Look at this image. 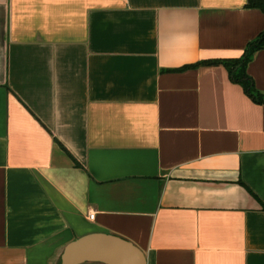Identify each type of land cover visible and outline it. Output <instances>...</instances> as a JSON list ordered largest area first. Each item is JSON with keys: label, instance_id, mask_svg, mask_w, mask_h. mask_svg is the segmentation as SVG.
Returning a JSON list of instances; mask_svg holds the SVG:
<instances>
[{"label": "crops", "instance_id": "obj_1", "mask_svg": "<svg viewBox=\"0 0 264 264\" xmlns=\"http://www.w3.org/2000/svg\"><path fill=\"white\" fill-rule=\"evenodd\" d=\"M248 3L0 0V264L91 233L147 264H264V105L184 68L244 54ZM247 74L264 94V49Z\"/></svg>", "mask_w": 264, "mask_h": 264}, {"label": "water", "instance_id": "obj_2", "mask_svg": "<svg viewBox=\"0 0 264 264\" xmlns=\"http://www.w3.org/2000/svg\"><path fill=\"white\" fill-rule=\"evenodd\" d=\"M88 261L105 264H147V258L133 242L108 233H91L68 243L61 264H81Z\"/></svg>", "mask_w": 264, "mask_h": 264}, {"label": "trees", "instance_id": "obj_3", "mask_svg": "<svg viewBox=\"0 0 264 264\" xmlns=\"http://www.w3.org/2000/svg\"><path fill=\"white\" fill-rule=\"evenodd\" d=\"M248 6L257 7L264 11V0H249ZM262 49H264V32L247 46L244 54L240 58L228 60H205L198 62L197 64L185 66L184 68H196L201 65L224 64L229 70L231 79L240 83L255 102L264 105V94L256 88L252 78L247 74L248 63L253 58L255 52ZM75 162L76 165H80L76 159ZM251 193L254 194L252 191Z\"/></svg>", "mask_w": 264, "mask_h": 264}, {"label": "built area", "instance_id": "obj_4", "mask_svg": "<svg viewBox=\"0 0 264 264\" xmlns=\"http://www.w3.org/2000/svg\"><path fill=\"white\" fill-rule=\"evenodd\" d=\"M94 216H95V212L92 211V212L90 213V218H94Z\"/></svg>", "mask_w": 264, "mask_h": 264}]
</instances>
